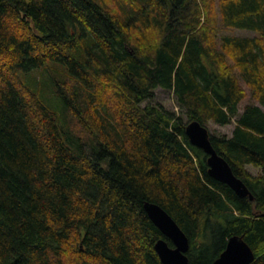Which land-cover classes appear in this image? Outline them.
Segmentation results:
<instances>
[{
    "label": "trees",
    "instance_id": "16d2710c",
    "mask_svg": "<svg viewBox=\"0 0 264 264\" xmlns=\"http://www.w3.org/2000/svg\"><path fill=\"white\" fill-rule=\"evenodd\" d=\"M194 121L235 125L210 140L253 200L209 175ZM147 202L191 264L233 236L264 264V0H0V264H163Z\"/></svg>",
    "mask_w": 264,
    "mask_h": 264
},
{
    "label": "water",
    "instance_id": "95a60500",
    "mask_svg": "<svg viewBox=\"0 0 264 264\" xmlns=\"http://www.w3.org/2000/svg\"><path fill=\"white\" fill-rule=\"evenodd\" d=\"M186 133L191 143L204 150L208 156L209 175L212 178L227 184L238 196L242 198L249 196L251 200L254 199L246 184L234 174L230 164L218 155L207 127L194 121L187 126ZM144 208L157 228L174 244L171 247L165 239L156 243L155 249L162 263L191 264L187 255L190 249L189 238L173 217L158 204L147 202ZM254 261L255 254L248 243L240 236H233L213 264H252Z\"/></svg>",
    "mask_w": 264,
    "mask_h": 264
},
{
    "label": "rangeland",
    "instance_id": "374dc122",
    "mask_svg": "<svg viewBox=\"0 0 264 264\" xmlns=\"http://www.w3.org/2000/svg\"><path fill=\"white\" fill-rule=\"evenodd\" d=\"M236 34L238 35H249V36H254L253 32H246V31H236ZM48 79L46 77L44 80ZM45 83V88H48L47 91L45 92V101L48 104H53L54 106L58 104L57 98L54 96L53 91L51 89V81L47 80L44 82ZM28 84H30L28 82ZM154 104L162 105L164 108L168 110H175L179 112V107L176 104L175 96L173 92L165 90V89H157L156 91V100L152 102ZM235 125H228V126H219L213 123H210L207 128L208 131L211 132L212 134L215 135H231L233 132ZM252 173L256 174L257 171L253 168H251Z\"/></svg>",
    "mask_w": 264,
    "mask_h": 264
}]
</instances>
